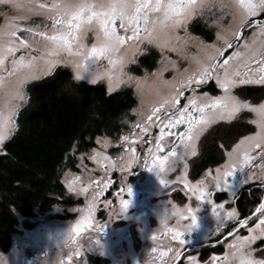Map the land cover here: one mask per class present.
Returning a JSON list of instances; mask_svg holds the SVG:
<instances>
[{
  "label": "flooded vegetation",
  "instance_id": "flooded-vegetation-1",
  "mask_svg": "<svg viewBox=\"0 0 264 264\" xmlns=\"http://www.w3.org/2000/svg\"><path fill=\"white\" fill-rule=\"evenodd\" d=\"M208 13L206 16L205 14L195 16L187 29L204 42L214 43L217 48H224L225 54L221 62L233 52L242 51V46L249 41L246 40L247 37L255 33L257 28L253 23L243 32L241 27L231 28L233 35L226 40L232 44V47L227 48L224 44L225 39L216 43L217 29L205 19ZM211 17L212 15L209 16ZM251 20L264 21V12L249 17L244 24ZM119 24V20L115 21L114 26L118 35L127 37L133 34L130 30L125 31L120 28ZM143 27L141 23L140 33L143 32ZM235 32L240 33L239 38L234 35ZM259 39H261L260 35L257 40ZM192 46V49H198L196 45ZM149 54H156L157 58L159 56L158 51L151 48L140 58ZM139 65V70L144 68L140 63ZM176 88L181 90L180 85ZM182 90L184 96L179 98L177 108L183 107L188 97L192 95L202 98L205 92L209 97L222 95V90L217 87L214 79L196 88L195 93L188 88ZM232 90L238 98L250 104L264 102V85H237ZM160 105L161 103L154 108H159L157 115L163 121L166 119L165 112L175 110L167 105L161 108ZM149 116H152L151 121H148ZM253 119L255 117L252 112L242 109L231 120H217L210 124L196 138L195 154L185 155L182 159L169 157L175 162L171 170L161 173L159 178L157 170L148 169L154 167L153 160L157 156H167L173 142L177 144L179 142L176 135L163 136L162 146L157 151L156 137L160 136L162 124L156 120L152 112L144 123L136 122L132 130L130 129L131 133L127 130L125 133L110 135L115 145L108 151L109 159L112 163H116L117 167L113 170L109 169L104 185L100 181V185L96 188L100 204H97L96 209L91 208L82 222L76 225L79 226V231L74 233L73 242L66 244L65 255L58 264H239L238 259L232 255L235 249L231 246L238 236L249 234L248 228L255 227L258 215L243 228L237 227V221L251 216L264 200V182L261 179L264 175V163L258 155L259 150L251 153L254 159L249 165L243 169L237 165L233 176L226 178L229 182L227 190L224 189L223 175L220 177L219 190L212 177L216 176L218 168L221 172L225 170L224 166L229 159L227 153L232 152L233 147L244 137L252 136L258 131L257 126L251 123ZM139 126H143L147 131H141ZM172 131L182 132L184 126L178 125ZM123 146L127 154L123 153ZM102 167L104 171L101 176L105 175L107 163H102ZM250 175L253 178L248 180ZM159 179L167 183L161 185ZM129 186L131 196L127 191ZM201 188L205 195L198 200L199 191L191 189ZM163 199H168L169 209L166 211H161L160 208L159 201ZM209 199L213 204L223 207L213 208L208 202ZM74 200L75 204H85L84 198ZM124 200H129L126 209L122 206ZM98 208H100L99 213H96ZM233 208L237 210V218L223 219L224 214ZM189 210L197 217L191 229ZM177 233L179 238L174 239ZM245 251H251L253 259L264 260V237L253 241ZM32 260L33 256H31Z\"/></svg>",
  "mask_w": 264,
  "mask_h": 264
},
{
  "label": "snow or ice",
  "instance_id": "snow-or-ice-1",
  "mask_svg": "<svg viewBox=\"0 0 264 264\" xmlns=\"http://www.w3.org/2000/svg\"><path fill=\"white\" fill-rule=\"evenodd\" d=\"M0 2L9 3L14 9L27 10L29 13H40L42 11L55 13L51 17L53 20L54 34L46 35L44 32L35 33V35L44 38V43L38 48V51L42 55L31 56L27 59L21 56L12 61V74L24 69H27L28 72L16 81L14 91L11 93L9 100L5 101L3 109L0 110V144H2L15 131L16 125L14 117L20 107L19 101L25 99L23 85L27 80L37 78V61H43L45 69L50 71L54 64L59 63L57 59H53L52 57L58 56L59 53L65 51L73 54L72 45L76 43L75 32L81 29L82 25L91 24L95 20L99 29V44L98 46H93L91 51L87 53V56L96 58L104 55L109 58L110 65H119L121 72L116 77L117 84H119L122 76L126 75L122 69L127 57L117 56L113 58V54L119 52L120 46L125 43V40L134 41L140 38L141 23L146 33L144 39L148 43H154L157 47H168L167 42L163 45L158 42L156 34L158 32L174 34L179 28H184L186 31L187 22L195 14L196 9L207 7L210 3H215V0H107V2L105 0H98L95 5L84 3L82 0H53L51 5L33 3V0H25V2H22V0H0ZM233 5L240 18L241 28L244 26V22L248 17H255L257 13L264 12V0H233ZM219 6L226 7L222 2ZM117 20L120 22V28L125 29V31L130 30L133 34L127 37L118 35L114 26ZM252 23L258 28L261 39L257 40L255 38L256 34L254 33L253 38L242 46V51L233 52L230 57L223 59L222 62L221 59L225 54L224 48H217L215 44L203 46L201 51H203L204 57L196 56L191 58L192 63L196 65L195 69L191 72H189V69L184 70L188 74L183 77L180 83L181 90L169 93L160 105L161 108L167 105L175 111L165 112L166 119L161 121L160 116L157 115L159 108L152 110L153 116L162 124L160 127V136L156 137L157 151L162 146L161 140L163 136L176 135L179 142L178 144L173 142L171 151L168 152L167 156H157L153 160L154 167H150L148 170H157L158 178L161 173L171 170L175 161L170 160L169 157L182 159L185 155H194V142L196 138L210 124L217 120H231L242 109H247L255 114V119L251 123L257 126L258 131L252 136L244 137L233 147L232 152L227 153L229 159L224 166L225 170L221 172V169L218 168L216 176L212 177L216 181L217 190L220 189L221 175L225 177L224 189L227 190L229 182L226 178L233 176L237 165H239L240 169L249 165L254 159V156L251 155L254 150H259L258 155L262 163H264V103L252 105L232 94V89L237 85H264V21L254 20ZM57 25H60L59 29H56ZM65 26H67V30H65ZM16 27V25L6 24L5 27L0 28V70H3L5 57L15 51L12 38L16 37V31L14 30ZM26 30L29 32L33 31L31 28ZM234 35L237 38L240 37L239 32H235ZM175 39L180 41L183 38L175 36ZM217 39H222L219 33L217 34ZM224 44L227 48L232 47V44L227 40L224 41ZM20 45L24 46L25 41L20 40ZM135 50L133 49V51ZM169 50L176 51L177 49L175 46H172ZM74 54L80 55L81 53L78 51ZM128 62L134 63L135 61L131 60ZM170 63L175 69V62ZM253 65H256V67H253ZM76 67L80 68L81 65L77 64ZM164 70L166 71L167 69L165 68ZM41 74H46V72ZM80 77L81 72L77 71L75 79L78 81ZM98 78V74H94L89 79V83H96ZM129 79L131 78L129 77ZM210 79L215 80L217 87L222 90V95L209 97L207 92L203 93V98L192 95L188 97L183 107L177 108L179 98L184 96L183 88H188L195 93L196 88L205 85ZM109 81V91H111V76L109 77ZM2 83L3 81L0 79V85ZM151 120L152 116H149L148 121ZM178 125H183L184 131L174 133L172 129L177 128ZM139 127L141 131H147L143 126ZM121 139L126 140L127 137H121ZM97 142L99 143V140ZM107 143V140H105V147ZM153 155L155 156V153ZM89 158L94 161L97 160L96 155H92ZM104 159L107 160L108 157H104ZM252 178L253 176L250 175L248 180ZM261 179L264 182V175H262ZM74 180H79V177H74ZM159 181L161 185L167 183L163 179H159ZM72 183V181L69 182V190L75 191ZM86 190L87 186L81 191ZM191 190L199 191L200 195L197 196L198 200L202 199L205 195L202 188ZM127 191L129 196H131L130 186ZM208 202L215 209L223 207V205L213 204L210 199ZM128 203L129 200L122 202L124 209L127 208ZM91 207L92 205H89V210ZM189 214L191 218L189 228L191 229L195 225L197 217L191 214V210H189ZM257 215L258 219L256 220L255 227L248 228L249 234L247 236H238L231 246L235 249L232 255L238 259L239 264H264V260L253 259L251 251H245L253 241L259 237H264V200L260 202L251 216L239 219L237 221V227L243 228L247 226L253 217ZM237 216V210L233 208L224 214L223 219L235 220ZM222 226L221 224L220 227ZM219 228L217 231H219ZM78 231L79 226H73L68 232L67 241L73 240L72 233ZM229 235H232V233H229ZM173 238L178 239L179 233Z\"/></svg>",
  "mask_w": 264,
  "mask_h": 264
},
{
  "label": "rangeland",
  "instance_id": "rangeland-1",
  "mask_svg": "<svg viewBox=\"0 0 264 264\" xmlns=\"http://www.w3.org/2000/svg\"><path fill=\"white\" fill-rule=\"evenodd\" d=\"M22 2H25V0H22ZM82 2L95 5L98 0H82ZM105 2H107V0H105ZM221 2L226 5V7H220L219 4ZM33 3L51 5L53 0H33ZM206 13H208V16L205 17V19L211 23V26H215L217 29L215 32L222 36L220 40H218L216 36V43L232 37L233 33L231 28L238 29L240 27V18L233 5V0H215V3H210L207 7L197 8L195 14L187 22L186 29L195 16L199 14H205L206 16ZM213 13H215V15H213ZM54 14V12L50 11L29 13L27 10L14 9L9 3L0 2V28L5 27L6 24L17 26L14 29L16 31V37L12 38L15 51L5 57L3 70H0V79L3 81L2 85H0V110L3 109L5 101L9 100L11 93L14 91L16 81L28 72L27 69H24L12 74V61L21 56L27 59L31 56L42 55V53L38 51V48L44 43V38L35 35V33L44 32L46 35L54 34L53 20L51 18ZM211 15L212 17L209 18ZM29 28L33 31L29 32L26 30ZM59 28L60 25H57L56 29ZM65 30H67V26H65ZM257 30L258 28L255 29V38L258 39L259 32H257ZM75 35L76 43L72 45L73 54H69L65 51L59 53L58 56L52 57L53 59H57L59 63L54 64L50 71L45 69L43 61H37V78L29 79L23 85L25 99L19 101L20 107L27 101V84L48 75L56 66L70 68L74 76H76L77 71H80V79L87 82H89V79L94 74H98L99 78L96 83L105 84L108 90L110 83L109 77L111 76V92L131 88L137 97V104L132 109L133 120L129 122L131 126L124 128L119 133H125L127 130H129L128 133H131L135 123H144L155 105L162 103L169 93L180 91L177 90L176 87L180 85L183 77L187 75L184 70L189 69L190 72L195 69L191 58L196 56L203 58L204 53L201 51V48L205 45L214 44L204 42L192 35L188 29L185 31L184 28H179L174 34L158 32L156 34L158 42L161 45L167 42L168 47H157L156 44L148 43V41L144 39L146 33L143 27V32L140 33V38L138 40H125V43L120 46L119 52L113 54V58L117 56L127 57L122 69L123 73L126 75H123L119 84H117L116 77L121 72L119 65H110L109 58L104 55H100L96 58L87 56V53L91 51L93 46H98L99 44V29L95 20H93L91 24L82 25L81 29L76 30ZM175 36H179L183 39L177 41ZM253 36L254 33L249 35L246 40L249 39L250 41ZM20 40L25 41L24 46L20 45ZM192 45H196L198 49H192ZM172 46H175L177 50L170 51L169 49ZM215 46L217 47L216 44ZM151 48L158 51L159 55L155 67L153 69L142 68L140 72H136L139 71L136 69L139 65L138 60L140 56ZM133 49L136 50L133 51ZM78 51L81 54L75 55L74 53ZM131 60L135 62H128ZM170 62H175V69L171 66ZM77 64L81 65V67L77 68ZM165 68L167 69L166 71L164 70ZM44 72H46V74H41ZM129 77L131 79H129ZM232 94L236 96L233 90ZM236 97L238 98V96ZM253 117H255L254 113ZM14 119L16 125V115ZM137 135L138 133H136V136ZM98 140L99 143L97 142ZM105 140L108 142L106 147L104 146ZM95 141L96 146L90 150L78 152L76 149H72V164L66 168L62 175V181L67 187V195H71L74 199L84 198L85 204L73 203L72 205L66 206L55 204L47 210L36 209L29 217L18 215L19 222L13 234L11 247L8 251L0 253V264L60 263L65 255L64 248L66 244L73 242L72 240L67 241L69 230L82 222L89 211V205H92L91 208L93 209L97 208L96 206H98L101 201L99 200V195H97L96 188L100 185V181H102V185H104L105 179L110 172L109 169L113 170L117 167L116 163L111 162L108 154L109 149L115 145L113 139L109 136L101 135L98 136ZM3 143L0 144V151ZM123 149L124 146L122 150ZM123 153L127 154L125 151ZM92 155H96L97 160L94 161L90 159L89 157ZM119 155H121V153H119ZM104 157H108V159L105 160ZM130 159L132 160L131 157ZM104 162L107 163V169L105 175L101 176L104 171L102 167V163ZM74 177H79V180H74ZM97 178L100 180L98 181ZM202 180L203 179H200V181ZM70 181L73 182L72 187L75 188V191L69 190ZM85 186H87V190L81 191ZM159 202H161V211L169 209L168 199H163ZM99 209L100 208H98L96 213H99ZM26 221L29 223L28 226L25 223ZM72 235H74V233H72ZM65 236L66 238L64 239ZM68 250H70V248ZM31 256H33L32 261Z\"/></svg>",
  "mask_w": 264,
  "mask_h": 264
},
{
  "label": "trees",
  "instance_id": "trees-1",
  "mask_svg": "<svg viewBox=\"0 0 264 264\" xmlns=\"http://www.w3.org/2000/svg\"><path fill=\"white\" fill-rule=\"evenodd\" d=\"M156 60V54H149L139 63L153 69ZM26 92L15 131L0 151V253L11 247L18 215L75 203L62 181L72 149L90 150L98 136L130 127L137 104L131 88L111 92L103 83L77 81L65 66L29 82Z\"/></svg>",
  "mask_w": 264,
  "mask_h": 264
},
{
  "label": "water",
  "instance_id": "water-1",
  "mask_svg": "<svg viewBox=\"0 0 264 264\" xmlns=\"http://www.w3.org/2000/svg\"><path fill=\"white\" fill-rule=\"evenodd\" d=\"M252 21H254V20H251V21L245 23L244 26L242 27L241 32H243L248 26H250L252 24Z\"/></svg>",
  "mask_w": 264,
  "mask_h": 264
}]
</instances>
